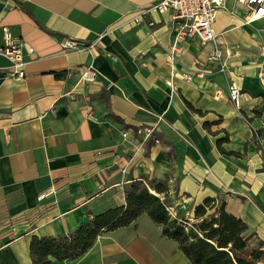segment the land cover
Returning a JSON list of instances; mask_svg holds the SVG:
<instances>
[{
    "label": "crops",
    "instance_id": "obj_1",
    "mask_svg": "<svg viewBox=\"0 0 264 264\" xmlns=\"http://www.w3.org/2000/svg\"><path fill=\"white\" fill-rule=\"evenodd\" d=\"M156 2L0 0V47L3 27L25 44L23 78L8 76L0 55V264H30L33 236H66L124 206L136 180L161 184L163 193L149 191L179 222H195V206L216 198L264 251V18L247 22L245 6L225 2L213 23L226 50L221 71L206 58L210 43L174 41L170 11ZM64 38L94 47L63 50ZM85 67L97 72L94 81L80 80ZM231 82L241 90L239 110ZM138 128L151 136L135 135ZM51 264L191 262L142 213Z\"/></svg>",
    "mask_w": 264,
    "mask_h": 264
},
{
    "label": "trees",
    "instance_id": "obj_2",
    "mask_svg": "<svg viewBox=\"0 0 264 264\" xmlns=\"http://www.w3.org/2000/svg\"><path fill=\"white\" fill-rule=\"evenodd\" d=\"M159 183L146 186L143 181L131 182L125 189V205L110 208L93 216L72 233L61 237L33 236L29 243L30 264H51V260H71L84 253L102 231H111L131 224L145 213L161 227V234L177 243L178 249L191 264H259L264 257L261 246L249 244L247 225L224 209L216 198H205L195 206L193 223L179 222L171 216Z\"/></svg>",
    "mask_w": 264,
    "mask_h": 264
},
{
    "label": "built area",
    "instance_id": "obj_3",
    "mask_svg": "<svg viewBox=\"0 0 264 264\" xmlns=\"http://www.w3.org/2000/svg\"><path fill=\"white\" fill-rule=\"evenodd\" d=\"M227 0H157L154 8L160 12L170 11L173 26L176 29L175 42L181 41L186 37L197 36L203 44L210 43L212 50L206 57L209 61L221 62V71H225L222 58L226 50L222 48V44L216 36L213 23L217 12L224 7ZM246 7L247 14L245 20L251 22L264 18V0H232ZM139 15L135 17V23H140ZM148 25H151L149 23ZM4 44L0 47V55L4 56L9 61V66L6 70L7 75L13 78H23L25 75L24 66L25 60L23 56L24 42L20 39L12 37L6 27L2 28ZM60 46L63 50H90L94 47L93 43H86L82 40L74 38H64ZM30 53L32 50L29 49ZM178 48L173 45L169 54V60L173 61ZM72 70H67L66 76L71 77ZM97 72L92 67H85L80 72V80L83 82H92L96 79ZM181 78L189 80L188 74H182ZM229 99L234 107L240 109L241 90L235 83L231 82L229 86ZM87 117L95 118L87 112ZM136 134H144V138H148L152 134L151 128H138L133 132ZM123 138L128 136L125 131L122 133ZM157 142V140H154ZM52 193L51 189L45 190L37 195V200L40 201L47 195ZM169 213L173 215L172 210Z\"/></svg>",
    "mask_w": 264,
    "mask_h": 264
},
{
    "label": "rangeland",
    "instance_id": "obj_4",
    "mask_svg": "<svg viewBox=\"0 0 264 264\" xmlns=\"http://www.w3.org/2000/svg\"><path fill=\"white\" fill-rule=\"evenodd\" d=\"M257 29L261 31L260 34H264V26H259V27H257ZM222 38H223V36H222ZM262 46H264V44H262L261 47H262ZM261 49H262V48H261ZM261 51H262V50H261ZM236 86H237V85H236ZM147 184H148V186L151 185V184L148 183V182H147ZM149 188H150V187H149ZM150 189H151V188H150ZM249 241H250V243H249L250 245H254V246H256V245H260V244H261L259 241H256L255 237L252 238L251 235H249Z\"/></svg>",
    "mask_w": 264,
    "mask_h": 264
}]
</instances>
